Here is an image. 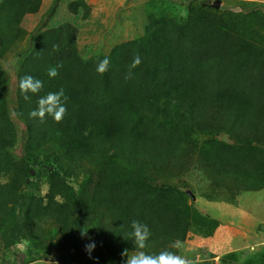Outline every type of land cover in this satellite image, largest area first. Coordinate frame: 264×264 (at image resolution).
I'll return each mask as SVG.
<instances>
[{
	"label": "trees",
	"instance_id": "16d2710c",
	"mask_svg": "<svg viewBox=\"0 0 264 264\" xmlns=\"http://www.w3.org/2000/svg\"><path fill=\"white\" fill-rule=\"evenodd\" d=\"M54 2L51 10L58 0ZM187 2L197 3L178 29L155 30L128 52L118 49L89 61L78 56L74 27L44 31L18 67L14 98L0 65V213L9 209L22 215V227L31 230L27 242L39 244L35 236L40 239L45 227L60 224L64 243H77L76 253L81 240L95 243L90 255L84 250L87 258L73 264H123L118 256L134 246L129 235L133 219L152 232L144 249L148 253L166 250L170 239L182 241L189 205L179 190L153 186L159 177L184 169L181 163L189 157L178 144L181 134L225 133L264 166V48L252 42L244 16L241 28L234 30L204 0ZM40 4L0 0V61L21 37L22 18L37 12ZM70 12L76 14L72 5ZM255 12L251 8L244 15ZM134 54L142 62L134 79L126 80ZM105 57L110 65L101 75L96 65ZM59 64V75L50 78L49 69ZM25 75L44 85L40 93H29V100L19 90ZM61 88L67 97L61 122L29 118L39 96ZM11 117L24 128L20 160L14 157ZM203 159L223 182L231 180L243 189L237 184L241 176L248 183L239 165L222 156ZM34 167L36 176L41 171L46 177L44 197L29 193L36 186L30 181ZM182 211L186 224L180 221Z\"/></svg>",
	"mask_w": 264,
	"mask_h": 264
},
{
	"label": "rangeland",
	"instance_id": "374dc122",
	"mask_svg": "<svg viewBox=\"0 0 264 264\" xmlns=\"http://www.w3.org/2000/svg\"><path fill=\"white\" fill-rule=\"evenodd\" d=\"M54 1L44 0L43 3L41 0L37 12L26 14L22 18L18 25L22 31L21 37L10 53L0 61L11 95H14L16 73L23 57L29 52L32 43L46 30L59 28L64 24L74 27L78 56L81 60L89 61L118 49L128 52L136 44L138 46L151 38L155 30L178 29L197 3L187 0H58L51 10ZM204 1L210 6L216 0ZM218 1L216 14L220 15L223 24L237 30L241 28L244 16L251 30L252 42L264 48V0ZM71 5L76 14L70 12ZM251 8H257L258 12L245 16V12ZM13 95L11 98H14ZM11 120L16 129L14 157L20 160L23 158L24 128L16 118L11 117ZM180 140L178 144L186 149L189 157L181 163L184 169L159 177L153 186L175 188L179 190L189 209L191 206L196 208L199 215L212 213V217L225 227V237L230 231L234 233L236 228L239 236L242 232L247 235L243 239L237 235L231 241L233 243L217 244V260H211L212 255L205 243L198 246L193 244L195 236H190L192 242L188 243L187 233L180 241L182 247L179 250L171 248L172 239L169 240L167 249L191 258L194 264H264V166L254 162L225 133L190 138L181 134ZM221 156L225 161L242 168L244 178L249 179L248 183H244L241 176L237 178V184L243 189L236 188L227 178L228 182H223L221 178L222 181L210 173L211 170L206 167L207 160L203 157L218 160ZM188 161H191L189 166ZM36 168L38 171V167L30 171V181L36 183V186L28 188L29 193H39L44 197L47 189L46 177L41 171L36 176ZM252 187L256 190H248ZM21 190H25V187L22 186ZM180 219L186 224L187 213L182 211ZM22 223V215L17 210L10 212L8 209L0 213V264H73L77 259L87 258L82 240L77 253V243H64V232L61 231L60 224L45 227L40 239L35 236L34 243L39 244L32 245L25 238L30 237L31 230L22 227ZM17 244H22L23 247L18 248ZM160 251L162 250L159 247L149 253ZM118 257L124 264L126 258H122L121 254Z\"/></svg>",
	"mask_w": 264,
	"mask_h": 264
},
{
	"label": "clouds",
	"instance_id": "9594fccd",
	"mask_svg": "<svg viewBox=\"0 0 264 264\" xmlns=\"http://www.w3.org/2000/svg\"><path fill=\"white\" fill-rule=\"evenodd\" d=\"M141 57L139 54H134L131 62L127 66V72L125 74L126 80L134 79L135 70L141 64ZM110 60L105 57L100 60L96 65V72L103 75L109 69ZM62 64H59L55 67H51L48 71V76L50 78H55L59 75L58 69L62 67ZM43 81L40 79L34 78L31 75L23 76L19 81V90L24 95L25 100H29V93L38 94L43 88ZM66 101L67 97L65 96L64 89L61 88L58 91L47 92L43 96H39L36 101V108L29 112V118L39 119L44 121L45 117H51L56 123L62 121L63 117L66 114ZM13 115H19L13 113ZM131 232L129 235L133 239V250L129 251L124 249L121 253L122 258L124 259V264H194V262L180 254L178 251L172 250H162L159 253L151 254L144 249L147 247L148 241L152 236V232L149 226L139 220L133 219L130 223ZM87 231L81 232L82 236H85ZM18 248H22V244L16 245ZM182 247L181 242L176 240L172 243L171 248L179 250ZM95 248V243H90L85 245V251L91 254V251Z\"/></svg>",
	"mask_w": 264,
	"mask_h": 264
},
{
	"label": "crops",
	"instance_id": "0c3cea01",
	"mask_svg": "<svg viewBox=\"0 0 264 264\" xmlns=\"http://www.w3.org/2000/svg\"><path fill=\"white\" fill-rule=\"evenodd\" d=\"M202 215L203 214L199 215L197 209L191 206L189 227L187 231V242H192L190 241L189 237L195 236L196 239L194 241L195 243L193 244H197L198 246L202 243H205L210 250L209 254L212 255L211 260H217L218 257L215 254V247L217 246V244L224 245L225 243H233L231 241H234L237 238L238 228L235 229L236 231L234 233H231L230 231V234L225 237V227H223L219 222H217L215 218L212 217V213H207L203 216ZM234 235H236V237ZM245 235L247 234H245V232H242L240 236L238 235V237L243 239Z\"/></svg>",
	"mask_w": 264,
	"mask_h": 264
},
{
	"label": "water",
	"instance_id": "95a60500",
	"mask_svg": "<svg viewBox=\"0 0 264 264\" xmlns=\"http://www.w3.org/2000/svg\"><path fill=\"white\" fill-rule=\"evenodd\" d=\"M210 8H212V9H218L219 8V1L218 0H216V1H214L211 5H210Z\"/></svg>",
	"mask_w": 264,
	"mask_h": 264
}]
</instances>
